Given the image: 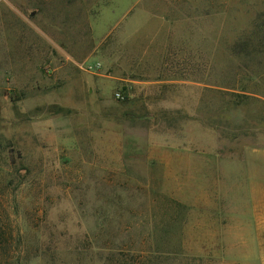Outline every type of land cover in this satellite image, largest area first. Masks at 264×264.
Returning a JSON list of instances; mask_svg holds the SVG:
<instances>
[{"label":"rangeland","instance_id":"rangeland-1","mask_svg":"<svg viewBox=\"0 0 264 264\" xmlns=\"http://www.w3.org/2000/svg\"><path fill=\"white\" fill-rule=\"evenodd\" d=\"M259 175L264 0H0V264H252Z\"/></svg>","mask_w":264,"mask_h":264},{"label":"crops","instance_id":"crops-1","mask_svg":"<svg viewBox=\"0 0 264 264\" xmlns=\"http://www.w3.org/2000/svg\"><path fill=\"white\" fill-rule=\"evenodd\" d=\"M246 218L251 221V227L237 228V233L251 236L252 264H264V250L260 249L264 247V240L260 238L264 237V176H253L251 211Z\"/></svg>","mask_w":264,"mask_h":264},{"label":"trees","instance_id":"trees-1","mask_svg":"<svg viewBox=\"0 0 264 264\" xmlns=\"http://www.w3.org/2000/svg\"><path fill=\"white\" fill-rule=\"evenodd\" d=\"M262 33V31H260V32H258V34H261ZM263 34V33H262ZM258 36V35H257Z\"/></svg>","mask_w":264,"mask_h":264}]
</instances>
